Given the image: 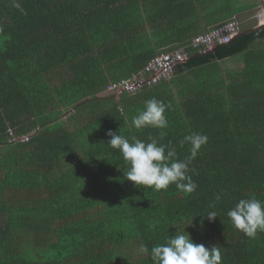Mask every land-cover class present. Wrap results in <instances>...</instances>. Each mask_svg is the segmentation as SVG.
<instances>
[{"label":"trees","instance_id":"trees-1","mask_svg":"<svg viewBox=\"0 0 264 264\" xmlns=\"http://www.w3.org/2000/svg\"><path fill=\"white\" fill-rule=\"evenodd\" d=\"M224 1L235 5L0 0V264H152L139 246L151 249L183 230L197 244L218 245L222 264H264V232L249 238L227 217L240 199L264 201V28L240 32L232 19L222 25L235 21L238 33L205 53L194 50L193 38L184 45L164 38L184 19L183 2L188 9L214 5L227 19ZM165 39L173 42L167 50ZM254 41L261 61L225 68ZM188 44L194 51H185L173 80L118 99L103 94ZM152 98L171 105L168 127L134 128L132 117ZM8 130L28 141L11 142ZM109 130L171 143L181 160L190 155L191 146L179 143L185 135H207L189 165L196 190L135 187L107 144ZM209 211L218 213L213 221Z\"/></svg>","mask_w":264,"mask_h":264},{"label":"clouds","instance_id":"clouds-1","mask_svg":"<svg viewBox=\"0 0 264 264\" xmlns=\"http://www.w3.org/2000/svg\"><path fill=\"white\" fill-rule=\"evenodd\" d=\"M14 6L23 12L19 3H15ZM194 50H200L201 53L208 52L204 49L194 48ZM165 54L171 53H161L156 57ZM184 55L187 60V55ZM171 76L155 85L143 86V88L159 85ZM170 108V104H165L156 98L147 100L143 110L138 111L132 117L131 125L136 129L146 127L166 129L168 119L165 113ZM107 135L111 137L107 144L118 150L124 163L128 165L123 170L124 177L128 181L134 182L135 187L145 186L155 191H166L170 185L174 184L176 189L183 193H192L196 190L197 184L192 176L188 175L189 165L196 159L201 148L207 144V135L192 132L183 137L179 142L180 146L183 147L185 144L191 146L190 155L184 160L177 157L176 150L171 146V143L168 145L159 143L157 139L151 136L148 137L147 141H144L135 136L129 139L111 130L108 131ZM159 135L163 139L166 133L161 131ZM211 207L214 208L215 205ZM206 214L209 221H213L218 216L216 211H209ZM227 217L235 229L243 232L249 238H255L258 232H264V201L256 198L240 199L227 212ZM137 251L139 254L150 255L152 264H222V252L218 245L208 248L204 244H197L193 242L190 234L185 230L177 231L175 235L168 237L161 244L152 246L151 249L142 243Z\"/></svg>","mask_w":264,"mask_h":264},{"label":"crops","instance_id":"crops-1","mask_svg":"<svg viewBox=\"0 0 264 264\" xmlns=\"http://www.w3.org/2000/svg\"><path fill=\"white\" fill-rule=\"evenodd\" d=\"M176 3L174 2L172 4L177 6ZM199 3L198 2H196V4L194 3L195 9H188L184 7L185 5L183 2L181 6V10L178 11H182L184 13L185 16L184 19L183 20L175 19V25L173 27H169V30H171V34L168 35L164 34L165 36L164 38H179L178 43L180 44L186 41L183 40L184 38H194L196 36L205 34L210 30L214 29L215 27L220 26L232 19H237L239 21L240 32L249 33L264 28V0H235L234 1L235 8L230 3L226 5L224 1L223 11L225 13L227 12L228 14L227 19H225L224 17L225 15L224 16H222L221 14L217 15L220 9L217 12V10H215L214 5L205 8L203 4H199ZM201 5L203 7L202 9H200ZM231 7L232 10H230ZM232 11L234 12V14L232 13ZM165 42L170 43V45L168 47H165L164 50H167L168 48L173 46L172 41L165 39ZM182 44L184 45V43ZM189 46L190 44H188V46L186 45L180 47L179 50L173 51L171 53L181 52L186 54L185 51L190 49L193 50L192 47ZM261 52H262L261 44L259 43V41H254L252 44L249 45L248 50L239 54V57L226 60L223 62V64L225 65V68L229 70H235V69L238 70L240 68L242 69L246 67L248 62L252 64L257 61H261L263 59V57H261L260 54ZM178 72L176 71L175 73L178 76V78L185 80V78L188 77L186 72H180V73ZM172 77L169 78L170 81L173 80Z\"/></svg>","mask_w":264,"mask_h":264},{"label":"built area","instance_id":"built-area-1","mask_svg":"<svg viewBox=\"0 0 264 264\" xmlns=\"http://www.w3.org/2000/svg\"><path fill=\"white\" fill-rule=\"evenodd\" d=\"M238 24L235 21L217 27L208 33L194 38L191 42L193 48L212 50L217 45L227 44L231 38L238 33ZM186 56L181 52L165 54L152 59L144 68V71L116 83H110L105 93L113 95L118 99L123 94H134L143 86H151L167 79L172 75L175 67L183 63ZM11 142H27L28 137H14L11 130H8Z\"/></svg>","mask_w":264,"mask_h":264},{"label":"rangeland","instance_id":"rangeland-1","mask_svg":"<svg viewBox=\"0 0 264 264\" xmlns=\"http://www.w3.org/2000/svg\"><path fill=\"white\" fill-rule=\"evenodd\" d=\"M104 95H106V93H103Z\"/></svg>","mask_w":264,"mask_h":264}]
</instances>
